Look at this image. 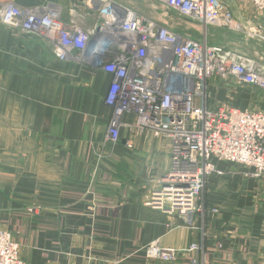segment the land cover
I'll return each mask as SVG.
<instances>
[{
	"label": "crops",
	"instance_id": "1",
	"mask_svg": "<svg viewBox=\"0 0 264 264\" xmlns=\"http://www.w3.org/2000/svg\"><path fill=\"white\" fill-rule=\"evenodd\" d=\"M6 1L53 3L64 22L71 19L73 0L0 3ZM109 1L163 18L154 0ZM87 11L79 19L85 27L94 21ZM233 11L238 14V7ZM189 31L197 37L195 29ZM211 36L209 43L217 44ZM111 81L90 62H61L44 40L0 26V228L18 243L20 258L27 264L187 263L184 256L167 263L147 260L144 246L158 240L178 249L201 244L203 264H264L262 180L240 170L209 178L200 199L204 214L189 224L143 204L152 179L168 168L169 146L149 134L128 138L123 132L116 145L106 146L111 110L104 98ZM236 89L229 97L230 90L209 86L217 102L264 107L248 88Z\"/></svg>",
	"mask_w": 264,
	"mask_h": 264
},
{
	"label": "built area",
	"instance_id": "2",
	"mask_svg": "<svg viewBox=\"0 0 264 264\" xmlns=\"http://www.w3.org/2000/svg\"><path fill=\"white\" fill-rule=\"evenodd\" d=\"M154 1L163 8L160 20L109 0H73L69 22L53 3L21 6L6 1L0 3V26L44 40L61 62L87 61L112 76L104 98L111 110L106 146L116 145L121 132L128 138L149 134L166 141L168 168L152 179L143 204L189 224L196 214H204L200 199L209 178L230 177L240 170L248 179L264 181V107L217 102L209 92L212 84L230 90L229 97L239 87L264 94V63L209 43L206 30L224 28L264 40V0H246L260 13L245 21L241 13L238 19L234 16L233 0ZM80 7L92 13V25L79 22L86 14ZM96 32L102 43L85 56ZM218 163L231 167L221 169ZM200 251L202 245L196 242L178 249L154 240L143 248L147 260L162 263L184 256L186 264H203ZM0 264H27L19 256L18 243L2 228Z\"/></svg>",
	"mask_w": 264,
	"mask_h": 264
},
{
	"label": "rangeland",
	"instance_id": "3",
	"mask_svg": "<svg viewBox=\"0 0 264 264\" xmlns=\"http://www.w3.org/2000/svg\"><path fill=\"white\" fill-rule=\"evenodd\" d=\"M237 7L239 11L238 14L233 11L234 9H237ZM231 10L237 19L239 17V13L242 14L243 19L241 21H245L246 18H251L254 14L258 15V13H260L254 10L252 5L246 0H233L231 3ZM262 14H264V11ZM206 30L207 36H211L212 34V43L232 47V49L241 51L244 54L257 57L262 63H264V40L258 37L252 38L244 33H238L224 28L208 27ZM253 95L259 101V103L262 104L261 106H264V94L260 92H254Z\"/></svg>",
	"mask_w": 264,
	"mask_h": 264
},
{
	"label": "water",
	"instance_id": "4",
	"mask_svg": "<svg viewBox=\"0 0 264 264\" xmlns=\"http://www.w3.org/2000/svg\"><path fill=\"white\" fill-rule=\"evenodd\" d=\"M101 36L99 32H96L95 35L90 39L85 50V56H88L95 52V50L101 45Z\"/></svg>",
	"mask_w": 264,
	"mask_h": 264
}]
</instances>
